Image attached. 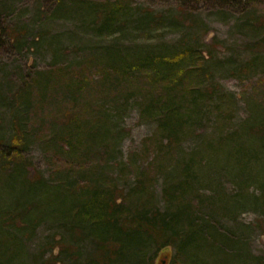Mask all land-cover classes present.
<instances>
[{"label":"rangeland","instance_id":"obj_1","mask_svg":"<svg viewBox=\"0 0 264 264\" xmlns=\"http://www.w3.org/2000/svg\"><path fill=\"white\" fill-rule=\"evenodd\" d=\"M105 1L0 0V212L27 198L11 189L15 164L1 159L20 117L28 136L23 154L32 163L25 176L33 178L38 170L56 185L58 167L68 161L78 182L98 177L100 184H117L128 193L142 172L153 171L156 177L148 179L152 208L164 209L163 189L185 177L183 168L192 165L194 189L186 199L193 202V216L204 225L207 242L194 247L193 264H264V46L259 44L264 26H246L248 17H264V0H247L244 9L226 0H121L127 5L121 23L113 35L101 36L97 6ZM19 28L25 33L17 39L10 30ZM186 42L203 52L209 81L220 89L215 99H221L208 105L205 119L161 158L158 124L142 115L145 85L117 77L112 68L108 75L102 71L152 48L172 49ZM57 69L62 70L59 78L48 76ZM132 76L139 79L142 74ZM34 78L41 79V90L35 86L23 109L16 95L31 87ZM68 112L86 113L92 122L106 120L108 137L92 141L84 154L82 148L69 153L61 142L70 133L63 124L70 119ZM90 126L95 134L97 128L90 123L84 129ZM167 158V167H158ZM80 169L90 172L80 175ZM140 201L128 197L127 205L134 209ZM56 219L44 216L35 230L14 235L17 242L3 241L1 252L6 255L0 264L46 263L51 253L42 263L36 259L55 238L72 244L76 235ZM9 244L17 248L13 258H8ZM79 244L80 255L68 253L59 260L85 263L94 245L88 238ZM57 246L55 256L61 250ZM142 249L139 264H187L183 256L177 257L176 247L156 252L147 242Z\"/></svg>","mask_w":264,"mask_h":264},{"label":"trees","instance_id":"obj_2","mask_svg":"<svg viewBox=\"0 0 264 264\" xmlns=\"http://www.w3.org/2000/svg\"><path fill=\"white\" fill-rule=\"evenodd\" d=\"M226 1H229V5L234 8L243 6L244 9V2L247 0ZM97 7L99 10L97 17L100 19L99 34L113 35L116 27L121 23L124 12L127 11V5L121 0H106ZM246 23V26L248 24H252L253 27H257L255 24L264 26V17L256 15L251 20L248 17ZM10 33L19 39L25 31L21 28L11 29ZM259 44L264 46V39ZM172 47L161 50L152 48L134 56L128 62L109 64L108 69L103 67L105 71H102L108 75L111 73L109 69L112 68L117 77L124 78L129 83L139 80L145 85L146 95L142 104V115L143 118L154 120L158 124L163 148L157 150V155L165 149L179 147L188 129H192L205 119L208 105L214 103L216 99H221V97L215 99L220 89L218 85L209 81L210 74L203 52L189 42ZM246 69L247 67H242L243 72ZM61 71L52 70L47 74L49 77L59 78L58 74ZM136 72L142 74L139 79L132 76ZM40 80L34 78L31 87L28 85L18 91L16 98L21 108L24 109L28 105L31 92L36 85L41 90ZM67 116H70V119L67 118L63 124L70 127V133L66 138H62L61 142L68 147L69 153L82 148L84 154V150L89 151L94 145L92 141H103L108 137L106 120L98 118L92 122L86 113L73 115L68 112ZM15 121L14 136L8 150L1 152V159L15 164L14 173L10 175V180L14 182L11 189L20 193V197L27 198L23 203L14 201L17 203L15 208L0 212V260L6 255L1 252L5 246L3 241L9 239L15 242L17 239L14 235L35 230L38 222L49 215L57 218L56 220L76 236L72 235L70 245L63 244L62 238H55L54 244H50L53 246L42 251L43 254L41 253L40 258L36 259V263L40 261L42 263L45 255L51 253V258L42 264H62L63 260H59V257L68 253L80 255L79 243L88 238L93 242L94 254L83 264H139L142 262L140 251L147 242L155 245L156 252L176 247L177 257L183 256L185 263L193 264V260L196 259L194 247L198 249L199 242L202 245L203 242H207L203 233L204 225L202 223L198 225L193 216V202L186 199L194 189L192 188L194 183H191L189 177L192 165L183 168L185 177L181 175V179L168 183L163 189L166 203L164 209L152 208L151 198L154 195L148 179L152 174L156 177L157 172L153 171L142 172L135 186L125 193L124 190H119L117 184L110 186L100 184L98 177L92 178L90 182H78L73 178L74 166L68 161H62V167L59 166L56 172L57 184L54 185V181L52 183L47 180L38 170L34 171L33 178L25 176L26 170L32 166L31 161L23 154L28 136L20 117H16ZM86 122L96 126L95 134L91 126L84 129ZM162 155L163 153L160 155L161 158ZM164 157L169 156L166 154ZM168 161L167 158L164 162L156 164L165 169ZM89 172L88 169L78 171L80 175ZM32 195L39 197L30 201ZM142 196H146L144 201ZM128 197L140 199V206L131 208L127 205ZM261 199L264 201V194L261 195ZM56 244L61 248L58 252L59 256L53 255L52 252L58 247ZM18 246L17 243L16 247ZM16 247L15 244L7 245L6 249L10 252L9 255L7 254L8 258H13L17 254Z\"/></svg>","mask_w":264,"mask_h":264},{"label":"water","instance_id":"obj_3","mask_svg":"<svg viewBox=\"0 0 264 264\" xmlns=\"http://www.w3.org/2000/svg\"><path fill=\"white\" fill-rule=\"evenodd\" d=\"M164 263H165V261H164ZM164 263H163V264H164Z\"/></svg>","mask_w":264,"mask_h":264}]
</instances>
